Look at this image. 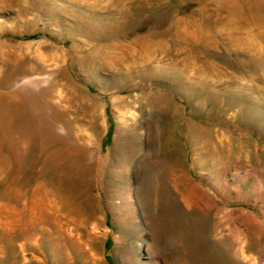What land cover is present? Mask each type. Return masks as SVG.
<instances>
[{"label":"rangeland","instance_id":"rangeland-1","mask_svg":"<svg viewBox=\"0 0 264 264\" xmlns=\"http://www.w3.org/2000/svg\"><path fill=\"white\" fill-rule=\"evenodd\" d=\"M0 264H264V0H0Z\"/></svg>","mask_w":264,"mask_h":264},{"label":"bare ground","instance_id":"bare-ground-1","mask_svg":"<svg viewBox=\"0 0 264 264\" xmlns=\"http://www.w3.org/2000/svg\"><path fill=\"white\" fill-rule=\"evenodd\" d=\"M164 34L165 33H163L162 36ZM152 35H154V34H152ZM156 35H158V34H156ZM162 36H160V37H162ZM160 37H157L158 39H156L155 41H153L152 38H149V37L143 38L142 40H140V38H137L134 40V42H140V46H142L143 49L140 51L142 54H140L139 61L135 62L134 65H132L133 67H135V66L139 67V68L141 67L140 70L149 72L151 74L153 73L154 75L167 76L166 72H168V71L165 69L164 66H162L158 63L154 64V62H156V56H155L156 48H160L161 46L164 45V41L159 40ZM130 47H131V45H129L128 47H125L124 45H119L118 49H116V50L118 53H126ZM112 56H116V55L112 54L111 56H108L109 58L106 59V58H103L104 56H102V54H101V59H103V61L101 63L105 64L107 62L106 60H108L109 63L111 62L110 64L114 63L115 57H112ZM99 59H100V57H99ZM190 60L184 59V65H183L182 69L190 70L187 67L189 65V63L191 62ZM178 61L179 60L170 61V63H172V66H171V69L169 70V72H171V74L174 76L177 75L176 77L181 76L179 71H178V66H179V62H180V61L179 62ZM187 128L191 133H193L192 139L194 142L204 143V142L208 141L206 138L208 136L207 135L205 136V134L203 135V133H199V129L196 128L198 130V132H197L196 129H194L195 127H193L191 124H188ZM207 133L210 135L211 131L207 130Z\"/></svg>","mask_w":264,"mask_h":264}]
</instances>
